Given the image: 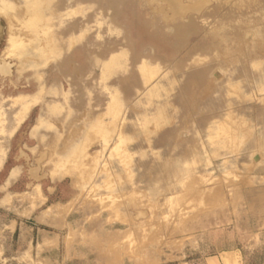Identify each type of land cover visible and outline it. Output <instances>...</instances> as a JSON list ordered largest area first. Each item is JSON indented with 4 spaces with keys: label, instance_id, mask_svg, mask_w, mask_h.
Here are the masks:
<instances>
[{
    "label": "rangeland",
    "instance_id": "rangeland-1",
    "mask_svg": "<svg viewBox=\"0 0 264 264\" xmlns=\"http://www.w3.org/2000/svg\"><path fill=\"white\" fill-rule=\"evenodd\" d=\"M0 26L6 257L19 225L70 243L54 264H264V0H0Z\"/></svg>",
    "mask_w": 264,
    "mask_h": 264
},
{
    "label": "crops",
    "instance_id": "crops-1",
    "mask_svg": "<svg viewBox=\"0 0 264 264\" xmlns=\"http://www.w3.org/2000/svg\"><path fill=\"white\" fill-rule=\"evenodd\" d=\"M43 214V213H42ZM41 216V215H40ZM48 216V212H44V218ZM41 219L42 216L40 217ZM32 229H23L19 225H14L13 231L19 232L22 240L20 251L11 254V258L6 257L3 250L0 249V262H16L17 264H54L52 260L42 258V253L50 251L55 248H66L70 251V243L60 238H53L51 236H44L38 244L40 252L36 248L34 241H30L27 234H30ZM189 243L184 241L181 245H171L164 249H154L153 252L149 250L141 253L138 257H125L118 264H245L242 252L240 249H228L216 252L214 254H193L187 253ZM195 249V248H193ZM93 264H99L98 259H94Z\"/></svg>",
    "mask_w": 264,
    "mask_h": 264
},
{
    "label": "water",
    "instance_id": "water-1",
    "mask_svg": "<svg viewBox=\"0 0 264 264\" xmlns=\"http://www.w3.org/2000/svg\"><path fill=\"white\" fill-rule=\"evenodd\" d=\"M1 38H2V28L0 26V40H1Z\"/></svg>",
    "mask_w": 264,
    "mask_h": 264
},
{
    "label": "trees",
    "instance_id": "trees-1",
    "mask_svg": "<svg viewBox=\"0 0 264 264\" xmlns=\"http://www.w3.org/2000/svg\"><path fill=\"white\" fill-rule=\"evenodd\" d=\"M245 264H247V263H245ZM250 264V263H249Z\"/></svg>",
    "mask_w": 264,
    "mask_h": 264
}]
</instances>
